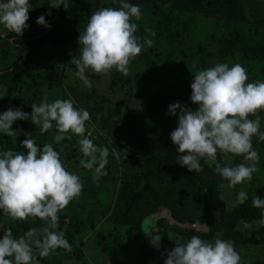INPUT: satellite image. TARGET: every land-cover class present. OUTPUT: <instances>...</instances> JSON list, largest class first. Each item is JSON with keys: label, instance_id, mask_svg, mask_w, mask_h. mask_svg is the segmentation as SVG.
Segmentation results:
<instances>
[{"label": "rangeland", "instance_id": "1", "mask_svg": "<svg viewBox=\"0 0 264 264\" xmlns=\"http://www.w3.org/2000/svg\"><path fill=\"white\" fill-rule=\"evenodd\" d=\"M61 1L64 0H42L40 3L41 8L47 6L48 17L55 22L61 34L46 33L40 27L36 35L42 39L40 43L34 44L32 53L28 54V66L31 69L34 66L37 70L32 69V74L27 77L31 79L35 74L49 75L52 77L51 88L44 85L40 89L37 86L33 91L26 92L23 85H19L7 95L4 106L19 99H31L34 103L70 99L74 107L88 111L85 134L93 141L94 146L108 149L105 167L110 166L112 181L102 178L100 183L89 179L81 182L83 191H87L88 195L85 199H76L75 203L83 208L95 206L99 211L93 212L92 227L73 235L70 241L67 237L71 250L58 248L55 256H71L74 264H139L140 242L134 240L135 234L130 232L133 226L129 221L143 204L144 207H151L153 204L161 206L160 212L151 218L154 223L165 218L175 226H188L189 223L196 225L199 213L197 192L184 178L185 167L175 162L163 175L146 177L148 173L157 172L166 158L170 147L167 141L169 129L164 125L150 123L134 108L151 103L158 91L174 93L176 89L187 85L195 74L196 47L209 40L210 35L222 26V20L255 26L258 36L264 31V0H184L181 9H175L174 14L187 27L183 29L181 26L173 28V24L169 26L172 35H180L183 31L184 40L180 43L178 37L173 44L164 37L157 38L159 33H165L157 26V15L152 12L154 0H145L139 5L141 16L135 23L141 28L143 38L153 41L152 46H144L130 60L126 76L113 69L117 77L114 88L109 86L107 72L95 73L86 69L87 82L76 74L74 61L80 55L78 36H68L70 30L67 23L57 13L62 9L59 5ZM81 1L77 0L76 5L80 6ZM83 1L86 5L83 11H79L78 22L71 20L69 25L85 28L91 13L104 7H113L110 4L113 0ZM30 32L31 30L28 31ZM151 32L155 35H150ZM10 34L18 37L13 32H7L6 35ZM13 48L14 46L6 44L0 51V61L11 57ZM222 59L217 63H227L229 66L241 64L251 82L264 81V73L259 72L260 67L257 65L246 67L247 64L231 56ZM250 71H258L260 76H256L258 72L251 74ZM4 106L0 108V112L5 109ZM27 113H31V108ZM256 116L260 118L259 130L264 132V110H258L255 116L250 114L248 118L255 119ZM35 132L40 134V128ZM67 134L58 153L67 164H71L79 158L80 137L70 132ZM252 147L259 155V160L256 161L257 171L252 174L251 180L233 187H228L227 182L224 192L226 190L233 194L260 183V175H264V141H258L253 136ZM222 155L227 161L237 156ZM238 157L242 163H249L242 156ZM222 197L225 200L224 193ZM13 222L6 214H0V226L9 228ZM253 225L261 226L259 222H254ZM46 227L49 225L36 230V234L39 235ZM20 236L22 235H13ZM215 239L219 238L214 237L212 241ZM168 240L174 245L186 242L177 241L170 232ZM236 251L240 256L239 264H264V244L239 247ZM74 259L77 261H73Z\"/></svg>", "mask_w": 264, "mask_h": 264}, {"label": "clouds", "instance_id": "2", "mask_svg": "<svg viewBox=\"0 0 264 264\" xmlns=\"http://www.w3.org/2000/svg\"><path fill=\"white\" fill-rule=\"evenodd\" d=\"M29 0H0V38L7 32L18 36L28 27ZM141 16L139 5L120 0V7H104L91 13L78 44L80 55L74 61L76 74L87 82L86 69L95 73H106L115 69L127 75L130 60L138 55L142 47H151L153 41L147 37L143 44L134 35L137 25L133 19ZM48 27L45 16L35 21ZM147 31V30H146ZM154 36L155 33L151 32ZM246 69L239 63L215 65L198 71L191 78L189 100L196 109L185 108L179 102L170 104L167 114L176 115V127L169 133V139L178 153L176 161L189 172L202 170L200 160L216 162L217 152L240 155L249 163L221 166L215 163V170L233 187L252 179L257 171V151L252 147V137L264 141L260 129L258 110H264V81L246 82ZM5 90L0 88V100ZM179 110V111H177ZM89 119L86 109L76 108L70 99H56L51 103L42 100L31 105V113L20 108H7L0 112V133L14 136L11 127L14 121L30 120L40 126L43 133L53 128L58 134L54 142L65 138L66 133L80 137L79 146L83 158L80 164L92 170L94 178L103 175L109 151L98 148L88 138L85 122ZM23 151H0V212L12 220L36 217L47 222L42 233L29 229L23 236L13 237L10 228L0 226V264H39L37 257H47L57 248L71 250L63 231H57L58 212L78 198L82 183L80 177L66 170L60 154L52 144L42 146L32 138L20 141ZM247 194L240 191L236 203L247 200ZM252 206L262 210L259 224L264 226V198L253 196ZM244 228H249L244 223ZM155 232V229L153 230ZM149 242L158 247L159 235H152ZM239 253L227 240L212 242L193 235L184 243H175L167 252L163 264H239Z\"/></svg>", "mask_w": 264, "mask_h": 264}, {"label": "trees", "instance_id": "3", "mask_svg": "<svg viewBox=\"0 0 264 264\" xmlns=\"http://www.w3.org/2000/svg\"><path fill=\"white\" fill-rule=\"evenodd\" d=\"M145 0H127L130 4L140 5ZM31 8L28 11V20L26 24L28 27L23 30L22 35L13 37L12 34L5 35L0 38V51L6 46V44L14 46L11 50V57L8 60L0 61V88L5 90L4 99L0 100V108H3L4 103L7 102V95L11 93L19 85H23L26 92L33 91L35 87L42 89L45 85L47 88H51L50 82L52 77L49 75L35 74L31 79L27 76L32 74V69L36 67L28 66V54L32 53L33 46L39 42L42 38H38V29L45 30L46 33L56 32L61 34L57 30L55 22L48 17L47 6L41 8L40 3L42 0H29ZM77 0H64L59 3L61 11H58V15L62 16L69 28L68 36H79L84 28L80 25L71 26L69 21L77 23L79 11L85 9L86 3L82 0L80 6L76 5ZM184 0H154L153 2V14L157 15V26L165 33H159L158 39L164 37L170 40L173 44L176 39L180 38V43L184 40V32L180 35L170 32L169 26L173 24L174 27L181 26L183 29L187 27L185 22L179 20L174 14L175 9H181V4ZM82 4V5H81ZM113 8L120 7V0H113L110 2ZM44 15L45 21L49 25L44 27L38 25L35 21L38 16ZM135 23V19H133ZM222 26L213 32L209 40L202 45L196 47V59H195V74L203 69L209 68L217 63L222 58L231 56L236 58L241 63L248 66L257 65L260 67V73H264V31L256 36L255 26H249V24L236 23L222 20ZM28 33V31H30ZM37 32V33H36ZM27 33V34H24ZM139 38L141 44H143V36L141 28H136L134 33ZM12 39V40H11ZM143 48V47H142ZM142 50V49H141ZM35 52V51H34ZM51 69V66H49ZM254 74L258 71H250ZM256 76H260V73ZM110 78V88H114L117 84V77L114 70L107 72ZM194 74V75H195ZM194 75L191 77L193 78ZM191 78L187 85H184L175 90L174 93L168 91H158L152 102L149 104H142L140 108H134V110L146 120L152 124L164 125L169 129V133L175 129L177 116L167 114V108L170 104L179 102L185 108L192 110L196 109V105L190 100V83ZM246 82H251L249 79ZM39 91V90H37ZM38 100V99H37ZM34 102L31 99H19L9 103L7 108H20V110L27 113V110L31 108ZM39 104V103H35ZM2 110V109H1ZM179 111V110H177ZM11 127L15 131L14 136H6L0 133V151L12 150L23 151L20 141L26 138H32L35 143L52 144L53 148L59 152V148L65 142L67 133L64 134L65 138L59 142H54V135L58 134L53 122V128L43 133H36V129L40 128L38 125H33L30 120H17L14 121ZM169 133L167 135V141L170 143V147L167 151L166 158L158 169L157 172L148 173L147 178L159 177L165 173V171L178 160L180 153L175 149V145L169 139ZM86 135V134H85ZM35 137V138H34ZM61 156V155H60ZM83 158L80 152L77 161L67 164L63 161V164L67 171L75 173L80 177L81 182L89 179V181H96L100 183V179L106 178L108 182L112 181V173L110 166L105 167L103 175L98 178H94L92 170L85 169L80 161ZM215 163H220L221 166H232L242 163L241 159L235 156L228 161L222 155L221 152H217L216 162H209L206 158L200 160L202 170L200 172H189L186 168L184 170V178L186 181L195 188L197 209L199 213L198 224L189 223L186 227L185 224L171 225L170 221L165 218L159 219L156 223L152 222V217L160 212L161 206L156 204L151 207H144L145 204L139 208L140 210L133 213L130 219V223L133 226L131 233L135 234L134 240L140 242L141 255L139 256V264H163L164 259L167 256V252L170 251L175 245L170 244L168 240V233L173 235V238L177 241H187L191 236H199L202 240L211 242L214 237H218L222 240L230 241L235 250L239 247L246 246H258L264 244V226H254V222H259L262 216V210L252 206L253 196L264 198V175L260 179V183L256 185H250L249 189L242 190L247 194V200L242 204L236 203V195L240 191H236L233 194L226 191L224 187L227 185V180L219 176L215 170ZM224 193L225 200L222 197ZM88 195L87 191L81 190L78 198L72 199L68 205L58 212V228L57 231H63L65 238L69 237V241L73 235H78L82 231L93 226V215L98 210L97 207H89L77 205L76 199H85ZM234 199V200H233ZM228 200V202L226 201ZM94 212V213H93ZM0 214H4L0 212ZM244 223L250 225L249 228H244ZM47 224L46 221L39 218L28 217L25 220L14 222L9 226L11 232L15 236L24 235L29 229H41ZM197 226H199L197 228ZM155 229V232L153 230ZM207 229V230H206ZM42 233V232H41ZM152 235H159L160 240L158 247H154L150 244L149 239ZM131 240V239H130ZM133 240V241H134ZM116 242V240H115ZM117 244V242H116ZM58 249V248H57ZM57 249L55 251H57ZM50 252L47 257H37L39 264H74L71 262V256L65 257L59 255L55 256L56 252ZM113 254V252H111ZM73 256V255H72ZM73 261H77L74 259Z\"/></svg>", "mask_w": 264, "mask_h": 264}, {"label": "water", "instance_id": "4", "mask_svg": "<svg viewBox=\"0 0 264 264\" xmlns=\"http://www.w3.org/2000/svg\"><path fill=\"white\" fill-rule=\"evenodd\" d=\"M187 227V226H186ZM199 226H197V228H198ZM148 264H152V262H149Z\"/></svg>", "mask_w": 264, "mask_h": 264}]
</instances>
